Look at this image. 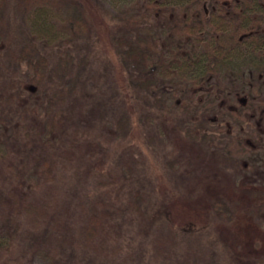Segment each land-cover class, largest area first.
Listing matches in <instances>:
<instances>
[{
  "label": "rangeland",
  "instance_id": "obj_1",
  "mask_svg": "<svg viewBox=\"0 0 264 264\" xmlns=\"http://www.w3.org/2000/svg\"><path fill=\"white\" fill-rule=\"evenodd\" d=\"M158 1L0 0V264H264V48L189 70L215 25Z\"/></svg>",
  "mask_w": 264,
  "mask_h": 264
},
{
  "label": "trees",
  "instance_id": "obj_2",
  "mask_svg": "<svg viewBox=\"0 0 264 264\" xmlns=\"http://www.w3.org/2000/svg\"><path fill=\"white\" fill-rule=\"evenodd\" d=\"M177 1L179 3V0L156 2L158 8L156 16L162 13L166 6ZM80 2L83 3V1ZM80 2H75L73 5L68 3L66 6L65 10L73 18H81L82 5ZM195 3L202 5V14L210 15L209 21H213L215 28L213 32L208 33L207 39L201 38L202 41H205L202 52L197 53L192 60L191 56L183 58L190 60L187 66L185 65L189 70L197 69L198 64L201 61L204 63L207 59L211 69L213 67H228L230 62L235 61L237 53L248 56L258 52V49L264 48V31L260 29L261 23L264 21V0H195ZM206 4L209 5V9H206ZM35 15L41 27L44 28L46 25L45 13L39 9L35 11ZM183 20L189 22L188 17H183ZM232 20L234 27H232V32H228L225 22ZM197 26L194 25L192 28L198 31L203 30L199 25ZM149 38L151 39V31L147 29L140 30L134 38L130 35H122L120 41H126L128 45L125 51L127 58L136 62L142 59L143 47L141 44L148 41ZM24 208L30 214L38 213V208L33 203L27 202Z\"/></svg>",
  "mask_w": 264,
  "mask_h": 264
}]
</instances>
